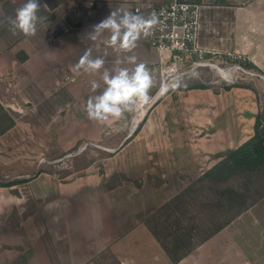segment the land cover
<instances>
[{
  "label": "crops",
  "instance_id": "crops-1",
  "mask_svg": "<svg viewBox=\"0 0 264 264\" xmlns=\"http://www.w3.org/2000/svg\"><path fill=\"white\" fill-rule=\"evenodd\" d=\"M41 1L35 36L11 30L9 18L27 0H7L0 10V106L7 115L0 119V264H109L107 255L117 264H243L220 242L227 228L175 263L148 220L253 137L258 94L232 87L160 95V63L168 53L150 49L143 35L130 52L107 45L110 32L87 38L112 10L140 8L149 17L148 5L166 0ZM244 17L251 22L248 52ZM260 21L264 13L201 11L204 56L217 47L218 55H245L264 72ZM88 49L110 71L117 59L124 61L119 67L134 68L127 62L134 56L155 76L150 95L157 101L135 133L127 127L131 111L119 120L88 118V99L105 87L104 68H76ZM93 80L101 85L95 92ZM85 142L93 146L66 160V168L51 167Z\"/></svg>",
  "mask_w": 264,
  "mask_h": 264
},
{
  "label": "rangeland",
  "instance_id": "rangeland-1",
  "mask_svg": "<svg viewBox=\"0 0 264 264\" xmlns=\"http://www.w3.org/2000/svg\"><path fill=\"white\" fill-rule=\"evenodd\" d=\"M230 1L229 4L226 0H197L202 6V11L205 12L264 13V1L260 3H254L257 0ZM39 2L42 1L39 0ZM6 6L7 0H0V10L5 9ZM248 18L244 17L242 21L244 52H248L251 46V22L247 20ZM5 23L6 21L2 22L3 25ZM263 23L260 21L258 25L259 34L262 35L264 34L261 31ZM260 47L263 50L262 42ZM223 51H227V48H224ZM218 52H222V49L212 47L209 54L205 55L203 59H199L197 56L193 58V56V59L183 61L178 74L173 72L168 78L169 85L165 86L163 93L167 88V91H170L175 88L192 89L203 86L213 88L218 92L220 89L232 85L250 87L258 94L261 120L264 124V72L250 66L251 62L245 55L235 60L222 53V55H218L220 54ZM219 59L222 61L221 64L217 62ZM221 70L230 72L229 76L222 73ZM171 81H173L172 84ZM177 83L179 86H176ZM1 116L0 113V119H2ZM228 189L244 193L249 208H245L226 227L227 231L220 236V242L227 241L229 252L233 254L236 252L237 257L241 256L243 264H264V174L262 171L235 175L222 182L196 179L177 198L164 208H160L148 220L149 226L155 231L167 250L175 253L176 256L192 252L202 244L201 241L207 236L210 229L225 222L240 209L225 208L227 201L225 197H222V193ZM232 225L235 228L228 229ZM214 246H219V244L214 242ZM107 256H109V264H117L111 255Z\"/></svg>",
  "mask_w": 264,
  "mask_h": 264
},
{
  "label": "clouds",
  "instance_id": "clouds-1",
  "mask_svg": "<svg viewBox=\"0 0 264 264\" xmlns=\"http://www.w3.org/2000/svg\"><path fill=\"white\" fill-rule=\"evenodd\" d=\"M39 9V0H27L18 8L15 18H9L13 34L19 30L25 36H35L38 21L41 19L37 15ZM158 23L159 18L155 11L149 17H145L131 11L112 10L105 19L93 26L87 38L95 41L102 33L110 32L105 43L110 47L130 52L136 48L142 35L147 37L153 34V29ZM127 62L135 64V67H119L124 61L117 59L114 62L117 67L110 71L104 68L105 58H93L91 49L86 50L80 57L76 65L77 70L84 69L89 73H97L104 68L101 80L105 87L87 101L86 111L90 120L97 122H104L110 118L119 120L126 112L147 106L152 102L153 97L150 92L156 83L155 76L145 63H136L134 56L128 57ZM176 86H179V83ZM91 87L95 92L101 85L93 80Z\"/></svg>",
  "mask_w": 264,
  "mask_h": 264
},
{
  "label": "built area",
  "instance_id": "built-area-1",
  "mask_svg": "<svg viewBox=\"0 0 264 264\" xmlns=\"http://www.w3.org/2000/svg\"><path fill=\"white\" fill-rule=\"evenodd\" d=\"M140 11V8L135 9V13ZM148 11L149 16L153 11L156 12L159 23L153 29V34L147 36V44L150 49L160 54H169L168 62L161 61L160 63L162 85L159 92H161L164 86L168 84V78L172 73L176 72L178 74L179 67L183 64V61L191 59L193 56H198L199 59L204 57L205 52L199 45L202 6L197 0H166L162 3L149 4ZM66 81H74V78L67 76ZM167 90L168 88L165 92ZM156 101L153 97L152 102L147 106H141L130 112L131 118L127 124L130 134L135 133L140 128ZM91 146H93L92 143H83L74 153H69L65 157L58 159V165L60 164L61 167L66 168L68 166L66 160H70L85 152ZM41 161L43 162L44 160L42 159Z\"/></svg>",
  "mask_w": 264,
  "mask_h": 264
},
{
  "label": "trees",
  "instance_id": "trees-1",
  "mask_svg": "<svg viewBox=\"0 0 264 264\" xmlns=\"http://www.w3.org/2000/svg\"><path fill=\"white\" fill-rule=\"evenodd\" d=\"M250 66L256 68L251 63ZM232 87L247 88L256 93V91L250 87H242L239 85L228 86L225 87L224 89L229 90ZM192 89H205V87L197 86ZM0 113L2 114L1 118L3 120L7 118V115L1 106H0ZM12 124L13 122L12 120H10L8 127H10ZM258 171L259 172L262 171V173L264 174V124L263 121L261 120L260 113L256 117L253 137H251L247 142H245L239 148L230 151L222 161H220L217 165L212 167L198 180L222 182L235 175H243ZM222 197H225L227 201V205L225 206V208H240V209L234 214V216H232L223 223H219V225L214 227L213 229H210L207 236L203 238L201 243H204L207 240L214 237L215 235H217L220 231L225 229L235 218H237L245 208H249V204L246 201L245 194L240 191L228 189L222 193ZM150 229L152 233L158 238V240H160V238L157 236L155 231H153L151 227ZM161 244L162 247L165 249V251L168 253V255L171 257L172 261H174L175 263L180 261L186 255H188V253H190L188 252L180 256H176L175 253L167 250V248L164 246L162 242Z\"/></svg>",
  "mask_w": 264,
  "mask_h": 264
},
{
  "label": "bare ground",
  "instance_id": "bare-ground-1",
  "mask_svg": "<svg viewBox=\"0 0 264 264\" xmlns=\"http://www.w3.org/2000/svg\"><path fill=\"white\" fill-rule=\"evenodd\" d=\"M221 72L224 73V74H226V75H228V76L230 74V72H225L223 70H221ZM167 85H169V83ZM167 85H165V86H167ZM165 86H164V88H165ZM164 88H163V90H164ZM163 90L160 92V95L163 93Z\"/></svg>",
  "mask_w": 264,
  "mask_h": 264
}]
</instances>
